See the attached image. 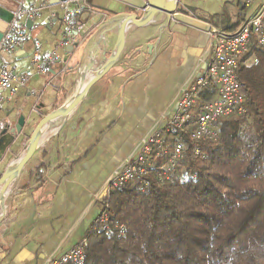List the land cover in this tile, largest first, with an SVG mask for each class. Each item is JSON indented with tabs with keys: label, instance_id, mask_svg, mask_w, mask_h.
I'll return each instance as SVG.
<instances>
[{
	"label": "crops",
	"instance_id": "obj_1",
	"mask_svg": "<svg viewBox=\"0 0 264 264\" xmlns=\"http://www.w3.org/2000/svg\"><path fill=\"white\" fill-rule=\"evenodd\" d=\"M247 3L177 0L176 12L232 33L247 14ZM76 6L81 9L75 16L79 21L74 29L71 22L67 30L62 3L0 0V18H12L10 25L24 32L17 52L0 51V69L26 78L24 85L15 82L0 89V126L6 115L27 118L21 138L9 149L0 170L21 153L37 122L65 100L80 49L94 31L95 26H89L79 36L87 21L134 12L117 0H87ZM169 33L146 71L138 73L124 64L97 82L76 114L34 153L9 187L0 221V264H41L86 238L100 213L99 199L111 172L166 112L210 42L208 33L177 23L170 24ZM77 39L79 44L66 53Z\"/></svg>",
	"mask_w": 264,
	"mask_h": 264
},
{
	"label": "trees",
	"instance_id": "obj_2",
	"mask_svg": "<svg viewBox=\"0 0 264 264\" xmlns=\"http://www.w3.org/2000/svg\"><path fill=\"white\" fill-rule=\"evenodd\" d=\"M238 80L248 116L219 121L218 138L200 145L203 158L192 155L187 137H167L182 142L183 164L196 177H150L145 193L133 182L111 188L109 231L90 227L81 264H264L263 50L243 56Z\"/></svg>",
	"mask_w": 264,
	"mask_h": 264
},
{
	"label": "built area",
	"instance_id": "obj_3",
	"mask_svg": "<svg viewBox=\"0 0 264 264\" xmlns=\"http://www.w3.org/2000/svg\"><path fill=\"white\" fill-rule=\"evenodd\" d=\"M87 0H66L63 22L67 30L74 17L80 13L76 4ZM248 12L238 28L232 33H209L210 42L203 58L199 60L190 76L176 94L171 105L163 112L149 130L135 143L126 158L111 172L100 197L101 210L91 225L108 232L106 196L111 188L127 183H136L140 192H146L149 178L161 182L168 174H174L186 183L196 177L193 170L184 166L183 144L179 139L170 141L167 137L181 134L191 144L193 156L203 158L200 145L218 138L217 123L230 117H247L248 107L243 87L238 80V71L243 56L252 47L264 51V0H248ZM20 12L19 15H24ZM24 39V32L15 24L9 26L0 42V51L13 53ZM39 62L38 59L35 60ZM45 74L47 70L40 68ZM18 79L12 70L0 69V89H9ZM208 96L201 101L199 94ZM171 110V111H170ZM170 111V112H169ZM170 113V114H169ZM120 234L122 226L114 224ZM85 239L62 255L48 256L41 264H81L85 259Z\"/></svg>",
	"mask_w": 264,
	"mask_h": 264
},
{
	"label": "water",
	"instance_id": "obj_4",
	"mask_svg": "<svg viewBox=\"0 0 264 264\" xmlns=\"http://www.w3.org/2000/svg\"><path fill=\"white\" fill-rule=\"evenodd\" d=\"M66 0H50L58 4ZM134 9V12H122L113 16H96L88 20L79 31L84 36L89 26H95L80 49L74 68L72 86L65 100L54 110L41 118L32 129L21 147V153L13 162L0 170V221L4 215V201L9 187L16 181L31 157L65 123L76 114L86 99L90 89L106 77L117 66H124L142 73L148 69L157 57V52L170 38L169 26L177 23L206 33L216 32L208 24L190 16L176 12L177 0H117ZM12 18H0V42L9 28ZM74 36L71 35V38ZM79 39L69 45L70 53L79 44ZM17 52V50H16ZM15 52V53H16ZM133 57L134 55H136ZM133 57V58H132ZM146 58L149 60L146 61ZM66 59V58H65ZM145 67V68H142ZM27 118L6 115L0 126V169L10 148L16 145L23 134Z\"/></svg>",
	"mask_w": 264,
	"mask_h": 264
},
{
	"label": "flooded vegetation",
	"instance_id": "obj_5",
	"mask_svg": "<svg viewBox=\"0 0 264 264\" xmlns=\"http://www.w3.org/2000/svg\"><path fill=\"white\" fill-rule=\"evenodd\" d=\"M179 72H180L179 75H183V74H184V69H180ZM179 75H178V76H179Z\"/></svg>",
	"mask_w": 264,
	"mask_h": 264
},
{
	"label": "rangeland",
	"instance_id": "obj_6",
	"mask_svg": "<svg viewBox=\"0 0 264 264\" xmlns=\"http://www.w3.org/2000/svg\"><path fill=\"white\" fill-rule=\"evenodd\" d=\"M100 203V202H99Z\"/></svg>",
	"mask_w": 264,
	"mask_h": 264
}]
</instances>
